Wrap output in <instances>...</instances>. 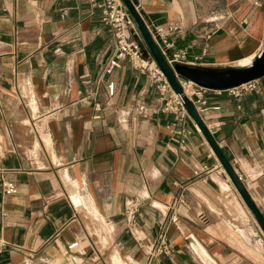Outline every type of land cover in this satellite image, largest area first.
I'll use <instances>...</instances> for the list:
<instances>
[{
	"label": "crops",
	"instance_id": "1",
	"mask_svg": "<svg viewBox=\"0 0 264 264\" xmlns=\"http://www.w3.org/2000/svg\"><path fill=\"white\" fill-rule=\"evenodd\" d=\"M100 1L0 0V264H91L95 252L99 264H264V236L191 118L163 113L128 63L107 72ZM135 8L183 65L240 68L263 48L264 0ZM259 87L239 99L204 90L196 107L264 218V77ZM129 200L141 245L126 231ZM161 233L172 253L149 263Z\"/></svg>",
	"mask_w": 264,
	"mask_h": 264
},
{
	"label": "built area",
	"instance_id": "2",
	"mask_svg": "<svg viewBox=\"0 0 264 264\" xmlns=\"http://www.w3.org/2000/svg\"><path fill=\"white\" fill-rule=\"evenodd\" d=\"M92 1L93 0H91V2ZM96 6L101 11V23L113 33L114 54L113 59L109 62L107 72H110L112 68L118 67L121 62L128 63L131 68L145 75L150 84L155 88L159 100L162 103L161 111L171 115L176 123L182 124L184 120L188 118V114L184 109L181 97L173 92L156 63L151 58H143L140 49L142 38L121 0H101ZM226 17L229 16L226 15ZM175 30V27L168 28V31L170 32ZM214 31L215 30H212V32ZM150 35L156 45L159 46L160 52L166 58L167 63L170 66L173 64H184L186 53L181 51L170 52L172 45L166 42L165 32L162 28H155L153 31H150ZM167 52H170V56L167 55ZM178 82L184 94L192 101L195 107L198 104L205 105V101L202 98H197V96L207 89L197 87L191 82L181 78H178ZM259 88V80H255L232 89L216 92L218 94H227L234 99H239L248 93H258ZM112 89V84H109L107 86L109 94L112 92ZM194 97L197 98V100H193ZM194 129L199 132L196 126H194ZM181 134L183 138H185L190 132L181 130ZM201 171L206 173L209 172L206 167H202ZM2 193L5 196L14 194V184L9 181H4L2 183ZM138 213L139 204L135 200H129L126 202L123 214L126 223V231L138 245H141L143 243V238L138 232ZM75 246L76 242H73L68 248L71 249ZM2 250L3 244L0 241V252ZM171 253L172 249L167 243L165 234L161 233L157 237L154 246L149 250V263H152L153 260L161 255H171ZM99 259V254L95 252L91 264H99Z\"/></svg>",
	"mask_w": 264,
	"mask_h": 264
},
{
	"label": "water",
	"instance_id": "3",
	"mask_svg": "<svg viewBox=\"0 0 264 264\" xmlns=\"http://www.w3.org/2000/svg\"><path fill=\"white\" fill-rule=\"evenodd\" d=\"M121 2L123 3L127 13L131 17L143 40V46L140 48L143 58H151L156 63L157 67L165 77L173 92L181 97L185 111L205 138L220 166L234 186L241 200L253 216L256 224L261 230L262 235L264 236L263 215L254 204L250 194L246 190L230 162L226 159V157L216 145L212 135L202 122L196 107L184 94L178 82V78H181L203 89L224 91L251 81L259 80L264 77V42L263 48L259 55L252 61L251 65L245 68L212 70L181 64H173L170 66L167 63L166 58L160 52L159 46H157L152 39L150 31L137 12L135 8L136 1L121 0ZM167 55L170 56V52H167Z\"/></svg>",
	"mask_w": 264,
	"mask_h": 264
},
{
	"label": "bare ground",
	"instance_id": "4",
	"mask_svg": "<svg viewBox=\"0 0 264 264\" xmlns=\"http://www.w3.org/2000/svg\"><path fill=\"white\" fill-rule=\"evenodd\" d=\"M247 63V65H245V66H240V68H245V67H248L249 65H251V63H252V60L250 61V62H246Z\"/></svg>",
	"mask_w": 264,
	"mask_h": 264
}]
</instances>
